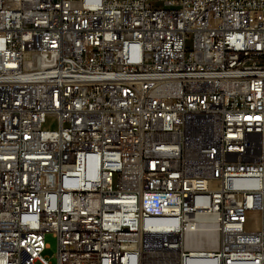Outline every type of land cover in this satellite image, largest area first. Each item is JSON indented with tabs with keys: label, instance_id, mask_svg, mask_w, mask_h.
I'll return each instance as SVG.
<instances>
[{
	"label": "built area",
	"instance_id": "1",
	"mask_svg": "<svg viewBox=\"0 0 264 264\" xmlns=\"http://www.w3.org/2000/svg\"><path fill=\"white\" fill-rule=\"evenodd\" d=\"M48 233L56 264H264V0H0V264Z\"/></svg>",
	"mask_w": 264,
	"mask_h": 264
},
{
	"label": "rangeland",
	"instance_id": "2",
	"mask_svg": "<svg viewBox=\"0 0 264 264\" xmlns=\"http://www.w3.org/2000/svg\"><path fill=\"white\" fill-rule=\"evenodd\" d=\"M45 244L47 249L43 251L42 256L50 263L56 264V251H57V240L52 233L45 234L44 237Z\"/></svg>",
	"mask_w": 264,
	"mask_h": 264
},
{
	"label": "bare ground",
	"instance_id": "3",
	"mask_svg": "<svg viewBox=\"0 0 264 264\" xmlns=\"http://www.w3.org/2000/svg\"><path fill=\"white\" fill-rule=\"evenodd\" d=\"M208 236L207 235H202L200 236L194 243L195 248H200L202 244L206 241L207 242V247L213 248L215 246V241L214 238H209L207 240Z\"/></svg>",
	"mask_w": 264,
	"mask_h": 264
}]
</instances>
